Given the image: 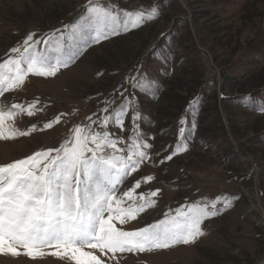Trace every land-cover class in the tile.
<instances>
[{
    "label": "rangeland",
    "instance_id": "rangeland-1",
    "mask_svg": "<svg viewBox=\"0 0 264 264\" xmlns=\"http://www.w3.org/2000/svg\"><path fill=\"white\" fill-rule=\"evenodd\" d=\"M87 2L0 0V62L29 33L36 34L34 39L52 33L58 37L57 29L63 31L65 25L77 23L85 14ZM101 3L115 13L154 9L158 15L137 29L87 47L55 77L30 75L21 89L0 97V105L26 106L39 99L37 107L43 111L16 118V126L21 129L33 124L42 127L60 113L67 114L51 129L0 140V164L58 146L74 125L88 124L86 118L99 112L102 101L127 76L138 75L133 69L139 64L151 86L133 90L125 83L124 88L134 96L140 116L136 126L139 135L152 145L147 149L151 159L126 178L121 190L151 175L155 179L142 182L136 193L156 189L160 193L153 198L154 207L134 221L117 223V227L138 230L164 219L165 213L174 214L177 208L203 198L223 194L239 199L226 211L206 219L201 225L205 235L195 243L152 252L117 253L116 259L106 253L101 258L106 264H264V112L258 110L264 107V89L258 88L256 96L251 97L252 110L245 108L247 102L233 100L239 95L238 81H264V0ZM120 100L117 97L116 103ZM193 100L198 101L195 111ZM181 117L196 125L194 131L185 125L188 150L160 163L174 150ZM130 128L126 118V131L115 126L109 131L127 142ZM201 128L209 131L206 137L201 135ZM0 264L70 262L52 256L32 260L23 255H0Z\"/></svg>",
    "mask_w": 264,
    "mask_h": 264
},
{
    "label": "snow or ice",
    "instance_id": "snow-or-ice-1",
    "mask_svg": "<svg viewBox=\"0 0 264 264\" xmlns=\"http://www.w3.org/2000/svg\"><path fill=\"white\" fill-rule=\"evenodd\" d=\"M84 8L85 14L77 23L65 25L63 31L56 30L58 37L52 33L34 39L36 34L29 33L20 45L10 49L7 58L0 62V97L21 89L30 75L55 77L87 47L137 29L158 15L154 9L115 13L101 0H88ZM41 44L43 49L38 47ZM140 67L138 64L133 69L138 75L127 76L102 101L99 112L93 113L95 119L88 116L87 125H74L58 146L0 164V255H23L32 260L52 256L70 264H106L101 258L106 253L112 254L110 259H116L117 253L188 245L205 235L201 225L206 219L226 211L239 199L223 194L214 199L203 198L177 208L174 214L165 213L164 219L138 230L117 227V223L134 221L140 213L154 207L153 198L160 193L159 189L136 193L142 182L155 179L151 175L137 180L128 190H121L126 178L151 159L147 149L152 145L139 135L136 126L140 116L134 96L124 88L125 83L133 90L151 86ZM117 97L121 98L119 104ZM39 103L36 99L26 106L0 105V140L51 129L67 115L60 113L42 127H17L18 116L31 117L43 111L37 107ZM197 104V100L191 102L193 111ZM258 110L264 112V107ZM126 118L131 123L127 142L109 131L112 126L126 131ZM185 125L193 131L196 127L194 121L190 123L181 117L174 150L160 163L188 150Z\"/></svg>",
    "mask_w": 264,
    "mask_h": 264
},
{
    "label": "trees",
    "instance_id": "trees-1",
    "mask_svg": "<svg viewBox=\"0 0 264 264\" xmlns=\"http://www.w3.org/2000/svg\"><path fill=\"white\" fill-rule=\"evenodd\" d=\"M238 82H239V85H240L239 95H237V97H234L233 100H235L234 102H236V103L240 102V104H241V102H247V105L245 106V108H247L248 110H252V107L249 104L250 101H251V97L252 96H256L254 94L256 93V90L258 88L264 89V81H262V82L252 81V83H250L249 81L247 83H244L243 81H238ZM262 94H264V93H262ZM166 97H167V95H166ZM213 98H215V95L212 97V99ZM222 100H223V102L225 101V99H222ZM185 101L186 100H184V102ZM162 113H163V111L161 110L159 114H161V116H162ZM201 116H202V114H201ZM230 119L231 118H230V116L228 114V121H230ZM202 122H203V120L200 119L199 123L201 124ZM167 124H169V122L166 123V125ZM203 124H205V123H203ZM203 126H205V125H203ZM208 134H209L208 130L204 129V132H203L202 128H201V135L202 136L206 137Z\"/></svg>",
    "mask_w": 264,
    "mask_h": 264
}]
</instances>
